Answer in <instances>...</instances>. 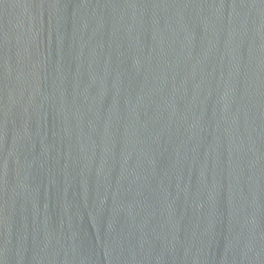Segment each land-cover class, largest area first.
Returning a JSON list of instances; mask_svg holds the SVG:
<instances>
[{
    "label": "water",
    "instance_id": "95a60500",
    "mask_svg": "<svg viewBox=\"0 0 264 264\" xmlns=\"http://www.w3.org/2000/svg\"><path fill=\"white\" fill-rule=\"evenodd\" d=\"M0 264H264V0H0Z\"/></svg>",
    "mask_w": 264,
    "mask_h": 264
}]
</instances>
